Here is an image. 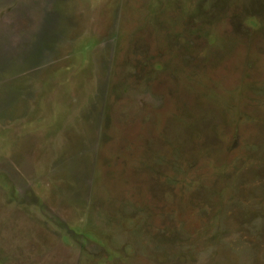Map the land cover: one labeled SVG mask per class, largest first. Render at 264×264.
Segmentation results:
<instances>
[{
	"label": "rangeland",
	"instance_id": "1",
	"mask_svg": "<svg viewBox=\"0 0 264 264\" xmlns=\"http://www.w3.org/2000/svg\"><path fill=\"white\" fill-rule=\"evenodd\" d=\"M0 264H264V0H0Z\"/></svg>",
	"mask_w": 264,
	"mask_h": 264
}]
</instances>
